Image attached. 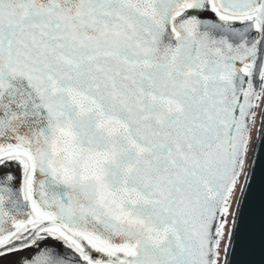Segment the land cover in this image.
<instances>
[{"label":"snow or ice","instance_id":"1","mask_svg":"<svg viewBox=\"0 0 264 264\" xmlns=\"http://www.w3.org/2000/svg\"><path fill=\"white\" fill-rule=\"evenodd\" d=\"M0 264H264V0H0Z\"/></svg>","mask_w":264,"mask_h":264}]
</instances>
